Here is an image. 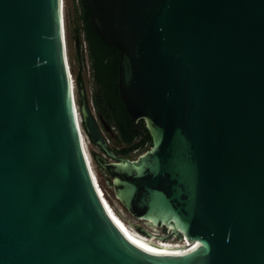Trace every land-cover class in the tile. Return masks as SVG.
Instances as JSON below:
<instances>
[{
    "label": "water",
    "instance_id": "1",
    "mask_svg": "<svg viewBox=\"0 0 264 264\" xmlns=\"http://www.w3.org/2000/svg\"><path fill=\"white\" fill-rule=\"evenodd\" d=\"M88 1L152 146L119 155L83 84L77 109L62 0H0V264H264V0ZM86 135L132 225L184 254L130 236Z\"/></svg>",
    "mask_w": 264,
    "mask_h": 264
},
{
    "label": "trees",
    "instance_id": "2",
    "mask_svg": "<svg viewBox=\"0 0 264 264\" xmlns=\"http://www.w3.org/2000/svg\"><path fill=\"white\" fill-rule=\"evenodd\" d=\"M81 27L77 28V41L81 45L84 32L88 43L89 55L97 86L93 102L110 126H116L117 138L125 146L118 149V154L128 155L135 149L152 146L150 133L144 134L134 129L130 114L118 90L120 49L108 43L93 27L88 0H79ZM77 83L83 84V76L77 74ZM102 169V168H101Z\"/></svg>",
    "mask_w": 264,
    "mask_h": 264
},
{
    "label": "rangeland",
    "instance_id": "3",
    "mask_svg": "<svg viewBox=\"0 0 264 264\" xmlns=\"http://www.w3.org/2000/svg\"><path fill=\"white\" fill-rule=\"evenodd\" d=\"M81 25H82V21H81V10H80L79 0H66V27H67L68 55H69L70 67L72 70L71 72L73 74V77L75 78L74 80L76 84L77 99L80 102V99H81L80 85L77 83V74L80 72L83 76V86L85 87L87 95L90 98L91 107L94 113L96 114V116L100 118V113L98 112V109H96L94 102H93V95L96 92L97 86H96L95 79H94V72L92 68L90 55H88L85 51V45L83 41V32L81 34L82 43L80 46L78 45L79 42L77 41V28L81 27ZM116 134H117V130L108 131V135L111 138L110 145L113 149H120L124 147L125 145L119 142ZM88 147L92 155V163H93L94 169L97 172L99 182L102 188L104 189V192L106 193L108 199L112 202V204H114L116 209L120 211V213L126 219V221L128 222L131 221L130 223H132V221L142 222L141 219L132 215L124 207L122 202L117 198L116 193H115L114 184H113V178L110 177L107 174V172L101 169L99 163L95 159V154L97 153L99 155H102L103 157H106L108 161H113L114 159L109 157L107 154H105L92 141H88ZM149 148L151 147L135 149L131 151L128 155H122V154H119V155L128 157L130 159H136L141 154H143L145 151H147ZM159 233L161 235L165 234L163 227H159Z\"/></svg>",
    "mask_w": 264,
    "mask_h": 264
},
{
    "label": "bare ground",
    "instance_id": "4",
    "mask_svg": "<svg viewBox=\"0 0 264 264\" xmlns=\"http://www.w3.org/2000/svg\"><path fill=\"white\" fill-rule=\"evenodd\" d=\"M62 11H63L64 31H65V34H66V44H67L66 0H62ZM67 53H68V44H67ZM71 77H72V81H73V85H74V97H75V100H76V106H77V109L79 110V105H78V102H77V94H76V84H75V80H74L75 78L73 77L72 72H71ZM85 142H86V152H87V155H88V159H89V162H90V167H91L92 173L94 175L96 184L101 186V184L99 182V179H98L97 172L94 169V166H93V163H92V159L90 158L91 156L89 155V152H88V148H87L88 141H87V139L85 140ZM109 202H110V205H111L114 213L116 214L117 218L119 219L120 223L127 230V232L130 234V236L133 239H135L136 241H138V242L142 243L143 245H145L147 247H150V248H152V249H154V250H156V251H158L160 253H163V254H184L185 251L188 249L185 239H183V240L175 239V240H173L171 242H168V243H162V242H159V241H156V240H153V239L149 238L145 234V232H141L134 225H132V223H130L131 221L130 222L126 221V219L122 216L120 211H118L116 209L114 204H112V202L110 200H109Z\"/></svg>",
    "mask_w": 264,
    "mask_h": 264
},
{
    "label": "built area",
    "instance_id": "5",
    "mask_svg": "<svg viewBox=\"0 0 264 264\" xmlns=\"http://www.w3.org/2000/svg\"><path fill=\"white\" fill-rule=\"evenodd\" d=\"M83 41H84V45H85V51H86V53L89 55L88 43H87V41H86V39H85L84 32H83ZM89 99H90V98H89ZM91 102H92V101H91ZM93 112H94V111H93ZM94 114H95V113H94ZM95 117H96V119L98 120V122H99L100 125H101V130H102L103 135L105 136L107 142H108V143H111V138H110V136L108 135V130L105 128V126H104L103 123L101 122L100 118H99L98 116H96V114H95ZM116 130H117L116 126H111V130H110V131H116ZM86 139H87V141H91L88 135H86ZM87 148H88V152H89V154H90V156H91V159H92V155H91V152L89 151L88 144H87Z\"/></svg>",
    "mask_w": 264,
    "mask_h": 264
},
{
    "label": "flooded vegetation",
    "instance_id": "6",
    "mask_svg": "<svg viewBox=\"0 0 264 264\" xmlns=\"http://www.w3.org/2000/svg\"><path fill=\"white\" fill-rule=\"evenodd\" d=\"M116 151H118V149H115Z\"/></svg>",
    "mask_w": 264,
    "mask_h": 264
}]
</instances>
